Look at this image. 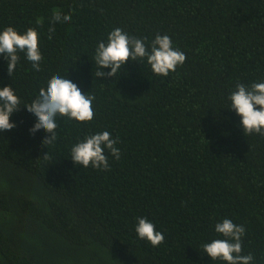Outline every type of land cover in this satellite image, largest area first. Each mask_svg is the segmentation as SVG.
<instances>
[{"label":"trees","instance_id":"obj_1","mask_svg":"<svg viewBox=\"0 0 264 264\" xmlns=\"http://www.w3.org/2000/svg\"><path fill=\"white\" fill-rule=\"evenodd\" d=\"M57 11L71 21L54 23ZM9 26L35 29L43 59L37 72L19 53L9 77L0 55V88L21 101L0 132V264H227L202 249L223 239L225 218L245 227L242 255L264 264V136L244 135L228 100L236 84L264 82V0H0ZM117 27L149 50L168 35L186 60L167 77L146 58L96 77V48ZM57 74L96 97L94 117L58 115L44 145L51 134L30 132L25 105ZM103 131L120 159L105 149L110 170L75 165L72 146ZM137 217L164 242L141 240Z\"/></svg>","mask_w":264,"mask_h":264},{"label":"clouds","instance_id":"obj_2","mask_svg":"<svg viewBox=\"0 0 264 264\" xmlns=\"http://www.w3.org/2000/svg\"><path fill=\"white\" fill-rule=\"evenodd\" d=\"M70 14L54 12L52 21L69 22ZM50 33L55 29L50 28ZM52 38L51 35L48 37ZM19 53H24L31 62L32 68L39 72L40 62L43 59L39 50V36L35 29L29 27L20 34L13 27H6L0 31V55L7 60V73L9 77L15 71L20 60ZM147 59L154 74L167 77L170 72H175L178 66L183 65L186 55L179 49L172 47V40L168 35L157 34L151 42L150 50L144 40L129 36L120 28L110 31L107 42L100 41L94 60L98 66L96 77H115L129 60L138 61ZM109 68L105 73L101 69ZM94 95L83 94L80 88L71 80L54 75L47 82V87L40 88L38 96L31 103L25 105L27 111L36 117V123L30 132L43 129L50 133L43 140L44 145L56 140V117H67L77 122H90L94 117L92 107ZM229 109L234 110L241 118L240 127L244 135L253 133L264 136V82L244 85L236 84L235 90L228 96ZM21 106L20 98L14 93L11 86L0 88V132L11 130L15 125L10 123V116ZM118 138H111L108 131L86 136L83 141L76 143L71 148V160L75 165L84 168L91 166L94 169L110 170L108 156L105 149L117 161L120 159V149L116 147ZM47 158V153L43 156ZM135 232L141 240H146L153 247L164 242L162 232L156 230L155 225L146 217H137ZM215 232L223 239H213L202 245L203 252L211 260L225 261L227 264H253L254 257L251 253L242 255V237L245 227L235 224L231 219L225 218L214 226Z\"/></svg>","mask_w":264,"mask_h":264}]
</instances>
